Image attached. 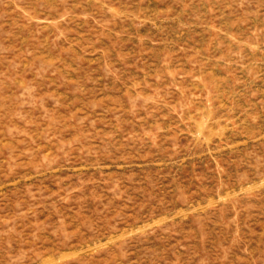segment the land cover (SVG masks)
Listing matches in <instances>:
<instances>
[{
    "label": "rangeland",
    "instance_id": "374dc122",
    "mask_svg": "<svg viewBox=\"0 0 264 264\" xmlns=\"http://www.w3.org/2000/svg\"><path fill=\"white\" fill-rule=\"evenodd\" d=\"M0 264H264V0H0Z\"/></svg>",
    "mask_w": 264,
    "mask_h": 264
}]
</instances>
